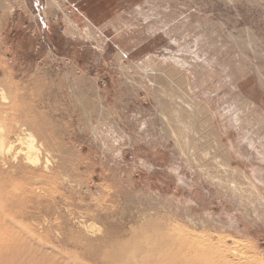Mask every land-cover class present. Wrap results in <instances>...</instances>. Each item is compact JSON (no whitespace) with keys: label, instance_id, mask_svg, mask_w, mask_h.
Wrapping results in <instances>:
<instances>
[{"label":"rangeland","instance_id":"obj_1","mask_svg":"<svg viewBox=\"0 0 264 264\" xmlns=\"http://www.w3.org/2000/svg\"><path fill=\"white\" fill-rule=\"evenodd\" d=\"M0 126V264H264V0H0Z\"/></svg>","mask_w":264,"mask_h":264},{"label":"bare ground","instance_id":"obj_2","mask_svg":"<svg viewBox=\"0 0 264 264\" xmlns=\"http://www.w3.org/2000/svg\"><path fill=\"white\" fill-rule=\"evenodd\" d=\"M1 130H2V128L0 126V133H1ZM0 142H2V139L1 138H0ZM9 251H11V250H5L4 252H9ZM12 255H14V254H12ZM3 261H4L3 264H46V261L45 262H42L41 260H37L36 258H31L30 260H23L22 258H19L18 259V257H17V258L11 259V260H3ZM116 262H118V261L116 260Z\"/></svg>","mask_w":264,"mask_h":264}]
</instances>
